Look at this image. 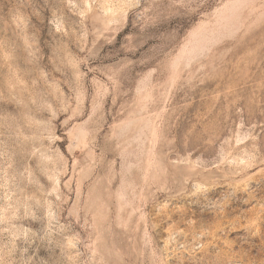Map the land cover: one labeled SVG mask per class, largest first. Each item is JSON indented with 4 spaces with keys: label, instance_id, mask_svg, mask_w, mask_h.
<instances>
[{
    "label": "rangeland",
    "instance_id": "374dc122",
    "mask_svg": "<svg viewBox=\"0 0 264 264\" xmlns=\"http://www.w3.org/2000/svg\"><path fill=\"white\" fill-rule=\"evenodd\" d=\"M0 264H264V0H0Z\"/></svg>",
    "mask_w": 264,
    "mask_h": 264
}]
</instances>
